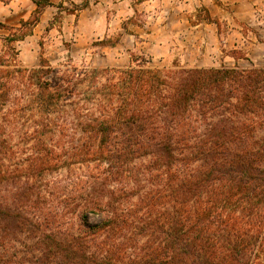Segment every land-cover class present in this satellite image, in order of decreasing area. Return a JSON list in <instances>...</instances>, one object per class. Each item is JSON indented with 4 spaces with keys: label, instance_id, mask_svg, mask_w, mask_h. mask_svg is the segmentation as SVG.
Returning a JSON list of instances; mask_svg holds the SVG:
<instances>
[{
    "label": "trees",
    "instance_id": "16d2710c",
    "mask_svg": "<svg viewBox=\"0 0 264 264\" xmlns=\"http://www.w3.org/2000/svg\"><path fill=\"white\" fill-rule=\"evenodd\" d=\"M8 47L0 264H264V66L28 67Z\"/></svg>",
    "mask_w": 264,
    "mask_h": 264
},
{
    "label": "rangeland",
    "instance_id": "374dc122",
    "mask_svg": "<svg viewBox=\"0 0 264 264\" xmlns=\"http://www.w3.org/2000/svg\"><path fill=\"white\" fill-rule=\"evenodd\" d=\"M8 45L28 67L41 55L55 67L123 66L132 54L152 65L264 66V0H0V55Z\"/></svg>",
    "mask_w": 264,
    "mask_h": 264
}]
</instances>
